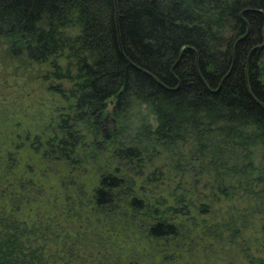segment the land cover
Here are the masks:
<instances>
[{
  "label": "trees",
  "instance_id": "trees-1",
  "mask_svg": "<svg viewBox=\"0 0 264 264\" xmlns=\"http://www.w3.org/2000/svg\"><path fill=\"white\" fill-rule=\"evenodd\" d=\"M0 42L60 81L56 131L31 148L105 166L68 226L73 208L32 223L28 180L12 178L0 190V264H213L202 254L217 243L264 264V0H0ZM155 155L170 162L143 192ZM235 198L248 204L210 222ZM104 219L148 246L106 251Z\"/></svg>",
  "mask_w": 264,
  "mask_h": 264
},
{
  "label": "rangeland",
  "instance_id": "rangeland-1",
  "mask_svg": "<svg viewBox=\"0 0 264 264\" xmlns=\"http://www.w3.org/2000/svg\"><path fill=\"white\" fill-rule=\"evenodd\" d=\"M48 70V65H39L30 62V60L22 62L8 52L7 44L0 42V190L7 188L12 178L28 180L31 205L29 219L32 220V223L40 220L48 221L62 212L65 215L63 209L67 212L68 208H73L72 217L67 218L66 214L61 218L62 223L68 226L72 222L80 223L77 220V215L81 212L82 206H88L89 194L91 195L98 186L99 174L103 173L100 169L103 171L105 166L101 167L100 163L90 159L86 165L82 166V169H76L69 163L54 162V160L43 156L40 152L46 148H40L41 151L31 148L37 147L35 144L37 137L46 140L49 136L54 135L59 114L66 106V102L60 95L51 91V88L60 84V81H46L44 76ZM62 83L66 87L70 86V83ZM142 109L146 112L145 106ZM150 121L155 126L157 125L153 117ZM110 122L112 120L108 121V126H110ZM135 126H138V122ZM88 139L92 140V137ZM110 152L111 149L107 153L102 152L99 161H103L104 158L111 159ZM168 156H156L148 168L139 175L138 183L143 192L149 189L143 184L145 177L150 175L155 168H164V165L170 162ZM12 165L14 171L11 172ZM178 179L175 176L174 181L172 180L171 187L173 189L176 188ZM158 188L162 191L161 185L158 184ZM165 192L169 191L165 190ZM235 199V201L224 202L216 206L219 212L217 215L209 217L210 222H214V218L221 220V217H228L233 212V206L242 209L245 204H248L243 199ZM91 220H94L93 224L99 225L95 218L88 220L87 215L81 218V222L85 223ZM104 220L109 226V231L106 226L102 227L100 228L101 234H104V237L106 235L110 237L102 244V247H106V251L116 250L124 257H129L133 256L132 249L135 246L139 252L144 250L147 243L138 241L139 239L129 240L124 235H118L119 225H122L121 221ZM109 222L114 223L108 225ZM115 224L118 227H115ZM113 225L114 227H112ZM258 230L255 226L250 227L248 229L249 237L253 240L258 237ZM222 244L217 243L215 246L207 248L202 256L209 257L213 264H246L245 260L239 257L242 255L237 253L240 251L238 247L230 248L227 244L225 248H222ZM187 258L188 256L185 260Z\"/></svg>",
  "mask_w": 264,
  "mask_h": 264
},
{
  "label": "water",
  "instance_id": "water-1",
  "mask_svg": "<svg viewBox=\"0 0 264 264\" xmlns=\"http://www.w3.org/2000/svg\"><path fill=\"white\" fill-rule=\"evenodd\" d=\"M261 47H264V43L260 45Z\"/></svg>",
  "mask_w": 264,
  "mask_h": 264
}]
</instances>
